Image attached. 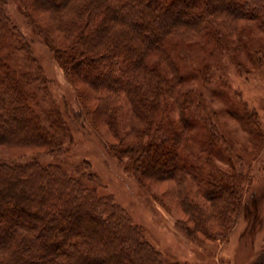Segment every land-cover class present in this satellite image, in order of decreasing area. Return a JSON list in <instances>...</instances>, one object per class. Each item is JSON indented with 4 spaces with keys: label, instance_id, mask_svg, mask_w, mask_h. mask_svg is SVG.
I'll list each match as a JSON object with an SVG mask.
<instances>
[{
    "label": "trees",
    "instance_id": "1",
    "mask_svg": "<svg viewBox=\"0 0 264 264\" xmlns=\"http://www.w3.org/2000/svg\"><path fill=\"white\" fill-rule=\"evenodd\" d=\"M14 1L58 63L95 91L99 117L113 120L125 102L131 106V138L122 140L121 152L131 154L143 178L170 177L184 192L189 179L199 182L213 202L224 201L226 214L219 213L224 228L233 226L237 203L230 180L209 170L186 143L197 124L190 113L195 94L177 90L187 78L177 59L190 54L167 43L176 39L178 45L199 47L204 40L214 49L224 37L244 33L245 21L264 31V0ZM7 2L0 0V146L54 154L67 128L58 109L42 107L48 83L33 67L30 46L8 16ZM21 53L28 60L24 67L15 64ZM173 108L179 122L169 113ZM153 128V141L142 143ZM210 138L209 153L215 135ZM93 180L91 174L72 177L60 165L0 157V264H180L168 261L123 209L91 189ZM180 198L188 202L186 193ZM192 212L196 224L208 218L195 206Z\"/></svg>",
    "mask_w": 264,
    "mask_h": 264
},
{
    "label": "rangeland",
    "instance_id": "2",
    "mask_svg": "<svg viewBox=\"0 0 264 264\" xmlns=\"http://www.w3.org/2000/svg\"><path fill=\"white\" fill-rule=\"evenodd\" d=\"M4 8L30 46L33 67L41 70L48 83L46 98L41 93L42 107L58 109L67 131L62 149L54 154L37 148L0 146L1 158L20 164L36 161L60 165L77 178L93 175L95 180L89 187L123 209L168 261H264V31L257 22H242L246 25L244 33L239 31L233 39L224 37L222 45L214 49L213 43L204 40L199 47L178 45L176 39L167 43L190 54L177 59L187 75L184 83L176 85L177 90L195 94L190 113L197 124L189 130L191 137L186 143L191 145L190 151L200 154L209 170L226 176L235 190L234 225L225 229L219 214H226L224 201L213 202L199 182L189 179L184 192L170 177L143 178L131 154L121 152L122 140L131 138V106L125 102L113 120L99 117L96 111L101 104L95 99V91L73 79L58 63L48 41L30 23L19 3L8 0ZM151 31L152 36L158 34ZM26 57L18 54L15 64L28 65ZM169 113L175 122L180 121L174 108ZM155 130L143 135L141 142H152ZM211 133L215 146L209 153L205 142ZM182 192L188 197L186 204L181 201ZM220 192V188L212 191ZM194 206L208 215L207 219L200 218L199 224L193 220ZM45 248L51 250L52 246Z\"/></svg>",
    "mask_w": 264,
    "mask_h": 264
}]
</instances>
